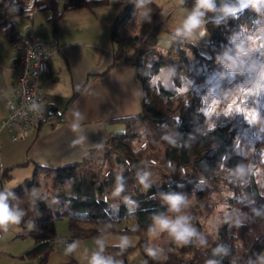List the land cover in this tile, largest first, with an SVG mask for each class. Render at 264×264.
<instances>
[{"label": "trees", "instance_id": "trees-1", "mask_svg": "<svg viewBox=\"0 0 264 264\" xmlns=\"http://www.w3.org/2000/svg\"><path fill=\"white\" fill-rule=\"evenodd\" d=\"M110 1L65 0L60 8L58 0H32V3L29 0H0V27L9 40L15 42L21 40V35L14 18L30 7L49 10V20L57 26L65 11L93 10ZM119 4L110 24L112 66L133 68L142 84L143 97L141 112L121 118L125 128L112 132L104 145L90 151L104 152L109 164L108 175H100L83 162L56 167L55 202L50 206V196L39 191L41 184L37 179L27 178L19 185L1 191L10 193L9 205L22 213L17 223L23 229L20 234H28L35 240L34 246L26 252L37 258L35 264L45 263L53 247L49 240H60L55 220L63 217L71 231L68 244L77 238H94L95 249L111 264H131L127 263V257L136 249L141 250L144 264H171L161 261L156 250L146 247L147 234L153 228L155 218L175 212L170 197H181V205L191 193L200 194L202 184L197 182L198 177L216 180L226 173L225 182L233 191L230 200L239 203V211H247L250 220L264 221V184L261 186L256 178L264 172V127L251 137L242 134L227 115V123L219 124L221 117L206 112L209 100L204 99V90L189 83L208 75L217 65L228 70L230 67L223 62L224 57L234 50L257 44V27H264V3L255 8L249 3L234 13L208 19L205 24L210 54L207 57L184 35L174 32L169 49H157L164 19L161 17L162 6L156 1L146 0L141 6L138 0H119ZM165 66L170 67L169 76L175 85L181 87L188 83L185 89L152 82L153 74ZM252 76L253 73L246 81ZM237 81L235 77L229 82L231 90ZM260 81L261 78L257 79V83ZM261 90L264 95V85ZM254 105L258 119L262 120L263 113ZM146 124L157 131L156 139L148 131L140 132V125ZM163 132L167 136L160 140L158 136ZM237 138H240L239 144H236ZM143 140L147 145L140 147ZM158 146L165 158L171 159L176 167L185 166L187 173L174 172L175 176H163L160 182L143 189L139 185L143 177L142 162L148 148ZM125 157L130 159V166H125ZM113 161L123 165V169L111 167ZM7 174L4 171L2 177ZM104 194H108L107 201L102 199ZM129 198L134 199V203H129ZM130 220L133 224H127ZM244 220L230 225L228 218H224L216 237L204 248H194V242L188 241L189 247L183 251L191 250L192 255L176 264H254L264 252V231L247 241L248 225ZM107 232L135 234L139 240L133 244L107 243L98 238ZM148 249H153L156 255H150ZM59 264H78V261L72 257ZM260 264H264V260Z\"/></svg>", "mask_w": 264, "mask_h": 264}, {"label": "crops", "instance_id": "crops-1", "mask_svg": "<svg viewBox=\"0 0 264 264\" xmlns=\"http://www.w3.org/2000/svg\"><path fill=\"white\" fill-rule=\"evenodd\" d=\"M102 6L93 10L80 8L65 11L57 26L50 22L49 10L30 7L14 18L21 35V40L15 42L9 40L0 27V121L7 112L6 100L12 97L15 88L11 66L21 48L22 37L29 33L40 35L43 45L51 51L49 69L38 79L42 104L46 111L54 107L49 114H54L57 109L63 112L62 121L38 125L17 139H12L6 127L1 129L0 185L3 180L15 176L14 171L19 168L24 172L20 177L17 175L16 185L11 187L27 178L37 179L42 185L40 176L51 174L56 167L65 164L83 162L100 175L109 169L103 151H90L104 145L112 132L125 128L121 118L141 112L143 89L133 68L112 66L110 24L116 12L113 15L112 11ZM218 110L215 105L214 112ZM95 161L98 164L93 168L90 164ZM111 167L123 169L124 166L113 161ZM155 167L147 159L141 165L142 172L144 169L155 170ZM4 171L8 173L5 178L2 177ZM152 180L151 177V184H156L158 179ZM66 189L68 191V187ZM2 190L5 189L0 186V192ZM19 227L16 235L8 227L0 236V264L36 263V257L26 255L35 240L28 234H20L23 229ZM69 234L71 236V231ZM61 239L65 238L52 242L53 247L44 264L53 256L59 261L58 264L72 257L78 264H91L93 258L88 261L80 256L84 253L94 254V243L84 241L89 238H77L66 246ZM57 245L69 250L66 253L54 251Z\"/></svg>", "mask_w": 264, "mask_h": 264}, {"label": "rangeland", "instance_id": "rangeland-1", "mask_svg": "<svg viewBox=\"0 0 264 264\" xmlns=\"http://www.w3.org/2000/svg\"><path fill=\"white\" fill-rule=\"evenodd\" d=\"M29 1L32 3V0ZM64 1L65 0H58V5L60 8H62ZM154 1L162 6L161 17L164 19V29L159 34L158 44L156 46L157 49L167 51L172 38L171 33L174 32L184 35L186 39L194 43L197 46L199 52L206 57L210 54L208 48L209 33L206 28V21L211 18H220L226 14L232 13L226 11L227 9H235V11H237L249 4L247 3V0H215L216 10L205 12V15L202 17V24L198 28H195L191 33H187L185 31L178 32V30L183 29L185 20L195 8L196 0L181 4L174 3L172 0ZM102 7H107L104 9L112 11L114 15V13L117 12L116 10H118L120 7L119 0H111L108 3V6L103 5ZM145 13L147 12L145 11ZM262 13L264 14V10ZM257 31L259 32V36L257 38L264 40V27H257ZM254 47L255 46L248 47L249 51L254 50ZM172 55L175 56L174 53ZM223 62L227 64V67H230L228 70L217 65L209 72L208 75L197 81H189V83L202 88L204 90V99L211 101L214 106L217 105L219 110L217 113H213L214 117L220 118L221 116H224L226 118L227 115V118H230L237 126H239L240 129H242V123L249 121L243 117L242 108L239 105L227 108L225 106V102L226 100L235 97L239 85L251 77V73L253 72L255 66L259 64L263 65L264 61L259 53L255 50L248 57H242L237 50H234L231 54L223 58ZM169 72V66L161 68L157 73L153 74L152 82H161L168 87L185 89L188 83H185L181 87L175 85L169 76ZM235 77L238 78V81L235 88L231 90L229 88V82ZM253 96V91L248 92L245 96V101L243 104L245 107L252 108L254 116L251 118L250 123H252V126L257 130H260L262 127H264V118L262 120L258 119ZM219 98H223V100L221 101ZM142 131H148L151 137L154 139L157 138V131L149 124H146L145 126L140 125V132ZM244 131H246V129ZM162 152L163 151L160 146L157 148H148L144 159L154 157L157 159L158 165L155 167V170L144 169V172H142L143 177L141 178L139 185L143 189H146L149 183V185H151V177L153 179L152 181L158 179L157 182H160L163 179V176H175L173 171L164 168L161 164L163 159ZM97 164V161H95V163L90 164V166L94 168L97 166ZM14 172L15 176H11L9 179L3 180L4 182L0 185L3 186V189L6 190L11 186L16 185L15 182L17 178H19L24 171L19 168ZM17 175H19V177H17ZM40 177L42 180V185L40 186L39 191L48 194L50 196L48 199V205H53L55 202V195H53V193L56 189V174L55 172H52L51 174L44 173L43 176ZM225 178L226 173H223L216 180H206V182L202 183L201 185L199 195L195 192L191 193L180 205L179 210H175V212H173L171 215L165 216L173 220L179 216L186 217V223L195 232V235H193L188 240L194 242V248L206 247L216 237L217 228L222 220L226 217L228 218L230 225L239 223L242 218L245 219L244 223L248 225V230L245 232V239H247V241H250L254 236L264 231V221L255 222L250 220L248 217V212L244 211L241 213L239 211L240 204L230 200L232 198L233 191L226 184ZM256 178L259 184L262 186L264 184V172L257 174ZM127 224H133V220H130ZM7 226L9 227L10 231L14 233V235H16L17 230L20 228L17 223H11ZM55 227L58 237H70V231L66 218H57L55 220ZM98 238L107 243H124L126 239L127 243L133 244L139 240V236L135 234H117L113 232H107ZM84 241H86V243H94V238H89V240ZM146 247L156 250L161 261H166L171 264H176L180 259H187L192 255L191 250L183 251L185 247H189L188 242L185 243L177 241L168 231H160L158 228L155 232L150 231L147 234ZM58 250L66 253L69 249H63L61 246L57 245L56 248H54V251ZM75 252L78 251L76 250ZM92 253L97 254L99 252L93 250ZM94 254L89 255L84 253L80 254V256L83 258V260L89 261V259L93 258ZM99 254L104 257L103 253ZM263 260L264 252L259 256L258 260L254 262V264H260ZM58 262L59 261H57L56 257L53 256L50 258L47 264H58ZM127 263L144 264L141 250L136 249L134 252L129 254L127 257ZM119 264H125V262H120Z\"/></svg>", "mask_w": 264, "mask_h": 264}, {"label": "built area", "instance_id": "built-area-1", "mask_svg": "<svg viewBox=\"0 0 264 264\" xmlns=\"http://www.w3.org/2000/svg\"><path fill=\"white\" fill-rule=\"evenodd\" d=\"M174 3L181 4L188 1L195 0H172ZM242 57H248L251 52L248 48L237 50ZM255 51L263 58L264 61V40H258L255 45ZM51 51L46 48L41 40L40 35L36 33H29L23 36L22 45L19 49L18 55L12 63L11 69L14 75L15 88L12 97L6 100L7 112L0 121V131L3 127H6L11 132L12 139L28 133L30 129H34L41 124H55L63 120V112L56 110L54 114H49L42 104V97L38 92V79L46 73L49 69V58ZM253 76L250 81H245L239 85L238 91L235 97L226 100L225 106L231 107L239 105L242 108V115L245 121L242 123V129L239 128L242 134H247L251 137L257 135V129L250 123L254 113L252 108L245 107L243 102L248 92L253 91L254 102L258 107V111H261L264 115V95L261 90V86L264 85V64H259L253 69ZM261 78V81L257 83V79ZM207 113L214 112V105L212 103L207 104ZM227 118H221L219 124H226ZM246 129V131H244ZM166 133H161L159 139L166 138ZM240 138H237L236 144H239ZM147 145V141L143 140L139 146L144 147ZM225 155L222 156L224 159ZM148 163L153 166L158 165V161L154 157L147 159ZM125 166H130L131 161L129 158H124ZM161 164L164 168L176 172L178 174L185 175L187 168L183 165L175 166L171 159L163 157ZM109 170H105L104 175H108ZM199 184L205 183L206 179L202 177L197 178ZM154 194H150L153 196ZM103 201L108 200V194H104ZM129 203H134V199L129 198ZM8 230V226L0 227V236ZM55 242L58 240H49ZM63 245H68V239H61Z\"/></svg>", "mask_w": 264, "mask_h": 264}, {"label": "clouds", "instance_id": "clouds-1", "mask_svg": "<svg viewBox=\"0 0 264 264\" xmlns=\"http://www.w3.org/2000/svg\"><path fill=\"white\" fill-rule=\"evenodd\" d=\"M139 5H143L146 0H138ZM247 3L253 4L255 8L258 4L264 3V0H247ZM215 0H196L195 8L184 22L183 29L179 31H185L191 33L195 28H198L202 24V17L205 12L215 11ZM228 12H235V9H227ZM10 193L0 192V227H7L11 223H19L22 213L16 208L11 207L8 203V197ZM181 203V197H170V204L173 209L179 210ZM157 228L160 231H168L177 241L188 242V240L195 235V232L186 223V217L179 216L176 219H169L163 215L155 218V224L150 229L151 232H155ZM124 243H127L125 239ZM150 255L155 256L156 252L153 249H148ZM91 264H111V261L100 255L94 254Z\"/></svg>", "mask_w": 264, "mask_h": 264}, {"label": "water", "instance_id": "water-1", "mask_svg": "<svg viewBox=\"0 0 264 264\" xmlns=\"http://www.w3.org/2000/svg\"><path fill=\"white\" fill-rule=\"evenodd\" d=\"M53 110H54V107H49V108L47 109V112H48V113H52Z\"/></svg>", "mask_w": 264, "mask_h": 264}]
</instances>
